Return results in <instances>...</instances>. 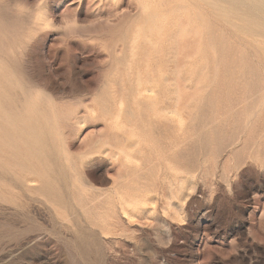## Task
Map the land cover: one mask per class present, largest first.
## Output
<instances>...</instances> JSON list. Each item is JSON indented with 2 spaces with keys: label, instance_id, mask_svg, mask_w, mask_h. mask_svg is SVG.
I'll list each match as a JSON object with an SVG mask.
<instances>
[{
  "label": "rangeland",
  "instance_id": "rangeland-1",
  "mask_svg": "<svg viewBox=\"0 0 264 264\" xmlns=\"http://www.w3.org/2000/svg\"><path fill=\"white\" fill-rule=\"evenodd\" d=\"M0 64V264H264V0H0Z\"/></svg>",
  "mask_w": 264,
  "mask_h": 264
},
{
  "label": "bare ground",
  "instance_id": "bare-ground-1",
  "mask_svg": "<svg viewBox=\"0 0 264 264\" xmlns=\"http://www.w3.org/2000/svg\"><path fill=\"white\" fill-rule=\"evenodd\" d=\"M2 74H3L2 66L0 64V183L7 182L6 181L7 177L8 178L10 177L9 180L12 181V183L14 184L19 185V187L20 185L25 186V184H26V187H29V186L31 187V184L34 183V180L30 178H26V175L30 173V169L25 164L18 163L19 159L17 157V155H19L18 144L21 138L24 137L23 135L25 134L24 132L27 126L24 125L23 123L20 124L19 122V114L17 111V105H16V108L7 107V103H6L7 95L4 91L3 83L1 82ZM13 102L17 103V99L14 100ZM7 149L12 150L10 155H8ZM9 158L13 160V163H11L10 167L7 164V159ZM12 169L14 171L10 172L9 170H12Z\"/></svg>",
  "mask_w": 264,
  "mask_h": 264
}]
</instances>
